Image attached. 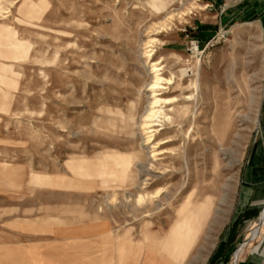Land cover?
<instances>
[{"label": "rangeland", "instance_id": "374dc122", "mask_svg": "<svg viewBox=\"0 0 264 264\" xmlns=\"http://www.w3.org/2000/svg\"><path fill=\"white\" fill-rule=\"evenodd\" d=\"M246 3L0 0V226L32 218L63 261L89 254L66 237L107 232L112 264L206 263L240 205L264 96L257 17H223ZM152 63L166 117L145 147ZM208 197L201 222L179 218Z\"/></svg>", "mask_w": 264, "mask_h": 264}, {"label": "crops", "instance_id": "0c3cea01", "mask_svg": "<svg viewBox=\"0 0 264 264\" xmlns=\"http://www.w3.org/2000/svg\"><path fill=\"white\" fill-rule=\"evenodd\" d=\"M263 3L264 0H247L237 12L226 10L223 17L225 20H232L239 13L256 16L264 38ZM259 117V126L254 132L241 168L243 191L240 205L204 264H226L232 250V264H264V96ZM31 219L14 216L6 219L5 224L0 226V264H112L115 259L114 251H107L109 233L107 235L105 232L104 240L96 238L88 240L89 242L76 235L66 237L72 244L73 255L77 250L81 252L82 248H87L89 254L80 260L77 256L69 260L66 254L67 260L63 261L58 249L46 248L48 242L58 245L59 240H44L42 226L27 224ZM248 229L249 232L245 234ZM119 257L117 264H135L136 259L133 257L127 263L123 261V254L120 253Z\"/></svg>", "mask_w": 264, "mask_h": 264}, {"label": "bare ground", "instance_id": "6f19581e", "mask_svg": "<svg viewBox=\"0 0 264 264\" xmlns=\"http://www.w3.org/2000/svg\"><path fill=\"white\" fill-rule=\"evenodd\" d=\"M147 45V44H146ZM149 47V46H148ZM194 50V49H193ZM146 57L149 59L152 55V50H148L146 51ZM150 69H151V73L153 74L152 78L154 79L151 83H150V87H149V94H148V104H147V108H146V112L144 113L142 120L138 123H135L137 125V128L139 130V132L141 133V137H142V146L148 147V144L152 143L156 136H157V129L155 128V126H157L155 123L156 121H158L157 119L161 118L159 117L160 115H163V118L166 117L164 113H162L161 111V104L163 103V101L161 100L162 98L158 97L157 93H156V88L158 85V81L160 80V76L158 77V68L156 67L155 63H152L150 65ZM134 124V125H135ZM165 142H155L151 147V155L150 157L153 159L155 158L158 153L156 148H159L162 144H165ZM152 165V164H151ZM145 167V164L141 165V168ZM141 197H139L138 200L136 201H140ZM158 206V203L156 204ZM212 207V198L208 197L205 202L203 203H198L197 205L194 204L190 199H188V201H186V203L184 205H182L181 210L179 211V218H191L190 219V224L187 225L189 226H193L195 223V220H197V222H201L202 218L206 217L209 215L210 210ZM263 217V215H261ZM185 224H182V226ZM197 230L200 229V227L197 225L196 227Z\"/></svg>", "mask_w": 264, "mask_h": 264}]
</instances>
